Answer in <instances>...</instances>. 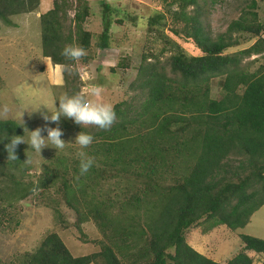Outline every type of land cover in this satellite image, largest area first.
I'll return each instance as SVG.
<instances>
[{
  "label": "trees",
  "instance_id": "1",
  "mask_svg": "<svg viewBox=\"0 0 264 264\" xmlns=\"http://www.w3.org/2000/svg\"><path fill=\"white\" fill-rule=\"evenodd\" d=\"M162 1L175 24L172 33L190 38L201 54L179 52L171 56L173 76L161 69L141 66L140 85L147 92L136 117L127 116L129 103L119 102L114 109L120 120L109 130L96 132L95 136L101 138L96 146L113 143L111 150H97L101 158L96 161L106 162L116 173L126 175V182L119 174L114 175L120 181L103 192L114 195L100 202L93 195L102 189L100 182H94L97 173L94 166L77 181L78 159L73 165H61L65 204L75 211L77 221L92 220L99 230L107 232L110 243H101L98 251L74 256L56 232H49L33 251L22 253L16 264H122L120 255L135 254L140 259L150 257L149 262L142 264H219L187 242L186 233L191 226L206 217L213 219L210 227L225 225L233 231L248 224L264 205V62L254 69L242 64L243 59L252 55H258L253 59L264 60V37L260 35L264 24L255 10L256 2L251 0L224 32L212 37L202 25L198 0ZM40 2L0 0V22L15 25L12 16L32 12ZM173 5L176 8H171ZM61 6L59 0H52V6L39 15L42 56L49 57L54 65H65L69 60L61 55V50L67 44L80 45L87 54L91 51L90 43L109 46L107 4L103 30L97 34L86 28V5L81 15L78 11L73 14L72 24L66 26L64 33L66 13ZM161 17L150 12L147 24L150 26ZM115 22L121 24L118 18ZM242 33L255 37L254 41L247 47L226 52L239 44L236 34ZM92 57L93 53L82 60L89 62ZM214 77H222L223 94L219 99L210 95V80ZM132 126L137 132L130 130ZM24 134V124L10 118L0 119L3 209L14 207L34 189L47 187L43 177L35 184L22 178L30 168L23 143L15 149L17 159H8L5 145L11 137ZM231 155L242 158L243 165L250 168L237 181L217 176L222 161ZM48 169L43 173L49 175L50 181L58 178L56 168ZM106 178L107 175L102 181ZM167 179L171 180L170 185L166 184ZM124 189L128 196L116 199ZM114 209L115 213L132 214L116 223L112 218ZM239 237L241 249L224 264H252L253 257L247 251L264 255V239L248 234ZM124 248L134 253L123 252Z\"/></svg>",
  "mask_w": 264,
  "mask_h": 264
},
{
  "label": "rangeland",
  "instance_id": "2",
  "mask_svg": "<svg viewBox=\"0 0 264 264\" xmlns=\"http://www.w3.org/2000/svg\"><path fill=\"white\" fill-rule=\"evenodd\" d=\"M61 8L66 13L64 33L67 25L72 24L71 19L75 12L81 15L84 5L90 4L86 28L97 34L103 30V14L105 4L109 6L107 17L110 21L108 44L106 47H97L90 43L91 49L86 58L93 53L89 62L69 60L65 65H54L51 69L50 61L43 58L40 46V23L37 17L41 10L52 6V0H42V5L36 10L11 17L15 25H6L0 22V119H14L25 126L23 138L28 140L30 132L36 128L42 129V135L47 136L48 127L59 126L62 129V139L67 147L57 150L53 146H45L41 154L36 152L28 143H23V150L28 156L30 166L28 174L22 178L32 182L43 177L47 184L45 188H36L31 194L15 204L14 207H0V264H16L22 253L33 251L41 239L49 232H56L63 240L72 255L80 256L98 251L101 243H110L107 232L103 233L97 228L94 221L88 220L80 223L77 214L69 208L64 201V192L61 189L63 178L61 177V165H73L78 146L74 144L75 137L80 131L93 135L92 145L86 149L89 155L100 160L97 150H111L113 143H104L96 146L101 138L95 136L102 130L94 126L82 127L72 119L61 117L59 125L46 121L44 114L55 112L59 107L58 98L63 94L72 95L77 92H85L92 86H100L103 94L95 99L113 105L126 101L131 106L127 116H134L139 110L140 104L146 96L147 89L142 88L141 78L138 74L141 66L162 70L168 76H173L170 71V58L176 53L183 52L186 55H200L201 50L195 46L190 38L183 35H175L171 27L175 24L172 17L163 8L162 0H59ZM251 0H198L197 11L205 31L212 37L224 32L227 25L236 19L241 10H245ZM255 10L259 20L264 24V0H254ZM41 3V2H40ZM171 8H176L175 5ZM191 11V7L188 8ZM152 13L162 17L152 25L147 24V17ZM121 20V24L115 22ZM239 44L228 48L226 52H234L249 46L255 37L248 33L236 34ZM264 37V30L260 34ZM96 41L93 38V41ZM117 45V47H116ZM258 56V55H256ZM252 55L242 60V64L248 69L256 68L264 62L261 57ZM66 66V67H65ZM113 70V71H111ZM51 75L49 78L48 75ZM55 75H60L56 80ZM64 75V78H63ZM222 77H214L210 80V95L219 99L222 96L220 83ZM55 82L56 85H50ZM63 84V85H62ZM60 85V86H57ZM5 106L8 111L3 114ZM56 106V107H55ZM120 119L116 117V121ZM127 122V121H126ZM114 125V124H113ZM137 132V128H130ZM94 166V182H100L102 189L94 191V199L107 201L114 194H105L108 186L115 182H126V175L116 173L106 162H97ZM56 168L59 171L58 178L49 180L44 169ZM48 169V170H49ZM250 168L243 165V159L230 156L222 161L217 176L222 180L237 181L248 174ZM234 172L238 175L235 176ZM107 175L106 180L102 178ZM70 175L68 176V180ZM170 185L171 180L167 179ZM125 186V183H120ZM138 186H140L138 184ZM118 193L116 199L126 198L128 195ZM90 196V195H88ZM89 198V197H88ZM85 199V198H84ZM102 207H104L102 205ZM128 211L112 213L116 223L128 219ZM12 218V221L9 219ZM18 220L15 223L14 220ZM211 218H202L191 226L186 233L187 242L200 253L214 259L219 264H224L241 249L240 234H248L264 239V205L251 217L248 224L242 228L230 230L225 225L210 227ZM131 223V222H130ZM81 230V232L79 231ZM85 239L86 242H83ZM173 251V249H170ZM123 252L134 253L125 249ZM254 264H264V255L253 253ZM122 264H142L149 262L150 257L142 259L138 255L121 257Z\"/></svg>",
  "mask_w": 264,
  "mask_h": 264
},
{
  "label": "clouds",
  "instance_id": "3",
  "mask_svg": "<svg viewBox=\"0 0 264 264\" xmlns=\"http://www.w3.org/2000/svg\"><path fill=\"white\" fill-rule=\"evenodd\" d=\"M61 55L71 61H79L87 55L86 50L77 44H67L61 50ZM66 67V66H65ZM103 94V89L100 86H92L85 92H77L72 95L63 94L59 100V107H56L55 112L44 114L46 121H51L59 125L61 117L72 119L76 124L82 127L94 126L102 130H109L116 122V112L114 105L105 103L95 99ZM7 107L5 106L3 114L6 116ZM47 136L42 135V129L36 128L30 132L28 140L23 136L11 137L10 143L5 145L8 152V159H17L15 149L21 143H28L31 148L41 154V149L45 146H53L57 150H63L68 145L61 137L62 129L57 126L55 128L48 127L46 129ZM94 137L91 133L80 131L76 137L74 144L78 146L76 158L79 161V175L75 177L78 181L81 176L86 175L93 166H99L95 157L89 155L86 151L92 143Z\"/></svg>",
  "mask_w": 264,
  "mask_h": 264
},
{
  "label": "crops",
  "instance_id": "4",
  "mask_svg": "<svg viewBox=\"0 0 264 264\" xmlns=\"http://www.w3.org/2000/svg\"><path fill=\"white\" fill-rule=\"evenodd\" d=\"M42 5V0H41V3H40V6ZM50 8V6L47 8V9H49ZM47 9H45V10H41V13L42 12H44V11H46ZM39 15H40V13H39ZM39 15L37 16L38 18H39ZM87 18H88V16H87ZM87 18H86V20H87ZM85 23H86V21H85ZM116 47H117V45H116ZM118 48V47H117ZM43 58H47L49 61H50V64H51V69H53V63L51 62V60H50V58L49 57H45V56H42ZM48 77L50 78L51 77V75H50V73H49V75H48ZM55 78H56V80H60V75H55ZM50 85H56V83L55 82H52V84H50ZM57 86H60V85H57ZM247 253L249 254V255H253V252H250V251H247ZM252 264H254V263H252Z\"/></svg>",
  "mask_w": 264,
  "mask_h": 264
}]
</instances>
